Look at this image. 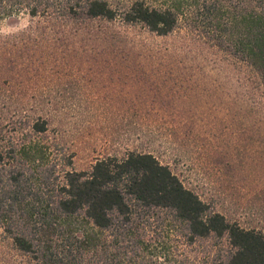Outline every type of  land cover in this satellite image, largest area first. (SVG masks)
<instances>
[{"label":"rangeland","instance_id":"rangeland-1","mask_svg":"<svg viewBox=\"0 0 264 264\" xmlns=\"http://www.w3.org/2000/svg\"><path fill=\"white\" fill-rule=\"evenodd\" d=\"M144 1L176 6L175 31L102 20L63 30L24 13L0 21L2 148L35 147L37 164L78 172L151 153L228 221L264 233V92L239 52L264 0ZM8 240L0 231V264H38ZM216 244L188 247L187 262L209 264Z\"/></svg>","mask_w":264,"mask_h":264},{"label":"trees","instance_id":"trees-1","mask_svg":"<svg viewBox=\"0 0 264 264\" xmlns=\"http://www.w3.org/2000/svg\"><path fill=\"white\" fill-rule=\"evenodd\" d=\"M21 13L63 30L118 21L158 36L180 22L176 6L144 0H0V21ZM248 26L239 52L264 92V11ZM33 129L46 133L47 124ZM17 152L2 148L0 131V231L38 264H189L187 248L206 239L217 243L209 264H264V233L228 221L151 153L107 156L78 172L37 164L35 147Z\"/></svg>","mask_w":264,"mask_h":264}]
</instances>
